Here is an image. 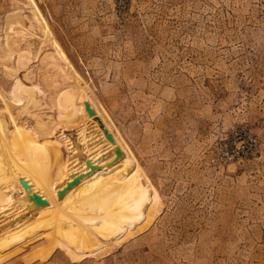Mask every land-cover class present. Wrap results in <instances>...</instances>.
Returning a JSON list of instances; mask_svg holds the SVG:
<instances>
[{
  "label": "rangeland",
  "instance_id": "374dc122",
  "mask_svg": "<svg viewBox=\"0 0 264 264\" xmlns=\"http://www.w3.org/2000/svg\"><path fill=\"white\" fill-rule=\"evenodd\" d=\"M32 1L0 0V90L15 75L37 85L45 97L31 112L55 119L52 99L71 81L46 62L36 8L134 161L122 185L59 227L34 232L28 206L12 211L0 264H264V0ZM14 9L32 36L14 25L5 59Z\"/></svg>",
  "mask_w": 264,
  "mask_h": 264
},
{
  "label": "bare ground",
  "instance_id": "6f19581e",
  "mask_svg": "<svg viewBox=\"0 0 264 264\" xmlns=\"http://www.w3.org/2000/svg\"><path fill=\"white\" fill-rule=\"evenodd\" d=\"M29 1L34 6L33 1ZM34 12L43 32L41 41L48 42V51L44 53L46 62L51 60L62 74L60 76L71 81H66L59 90V84H54L57 92L51 103L56 117H47V121L42 115L31 112L41 109L42 97H45L37 85H26L15 75L7 95L0 90V221L12 211L28 206L24 220L27 228L35 232L63 225L68 218L115 191L126 179L134 159L118 135L111 131L92 92L49 34L43 17L36 8ZM3 23L4 47L7 46L4 58L9 59L12 50L7 35L14 25L20 35L32 34L24 27L17 9L9 13ZM29 48L16 51L14 62L17 66H22L31 54ZM3 68L8 72L16 69ZM51 79L56 81L54 75ZM86 104L91 114L86 110ZM1 110L7 114L8 122L4 121ZM29 115L33 125L19 120ZM77 117H82L83 123L75 131L61 124V121H72ZM95 118L102 119L105 127H98Z\"/></svg>",
  "mask_w": 264,
  "mask_h": 264
},
{
  "label": "water",
  "instance_id": "95a60500",
  "mask_svg": "<svg viewBox=\"0 0 264 264\" xmlns=\"http://www.w3.org/2000/svg\"><path fill=\"white\" fill-rule=\"evenodd\" d=\"M85 107H86V110L89 112V114H91L92 113V111L91 110H89V106H88V104H86L85 105ZM107 137L111 140V138L107 135Z\"/></svg>",
  "mask_w": 264,
  "mask_h": 264
},
{
  "label": "built area",
  "instance_id": "2783aa9c",
  "mask_svg": "<svg viewBox=\"0 0 264 264\" xmlns=\"http://www.w3.org/2000/svg\"><path fill=\"white\" fill-rule=\"evenodd\" d=\"M233 157L232 155H230V158Z\"/></svg>",
  "mask_w": 264,
  "mask_h": 264
}]
</instances>
